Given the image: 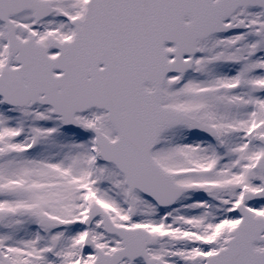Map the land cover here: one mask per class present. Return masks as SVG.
<instances>
[{
	"label": "snow or ice",
	"instance_id": "obj_1",
	"mask_svg": "<svg viewBox=\"0 0 264 264\" xmlns=\"http://www.w3.org/2000/svg\"><path fill=\"white\" fill-rule=\"evenodd\" d=\"M0 264H264V0H0Z\"/></svg>",
	"mask_w": 264,
	"mask_h": 264
}]
</instances>
